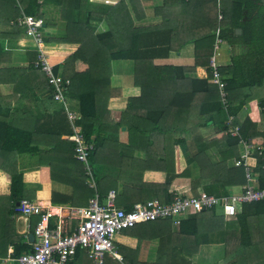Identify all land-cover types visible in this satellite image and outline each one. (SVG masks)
Here are the masks:
<instances>
[{"label":"trees","instance_id":"obj_1","mask_svg":"<svg viewBox=\"0 0 264 264\" xmlns=\"http://www.w3.org/2000/svg\"><path fill=\"white\" fill-rule=\"evenodd\" d=\"M205 1L197 0L198 7L203 5ZM44 2L47 4L55 2L60 4L62 20L68 25V33L64 40L80 44L78 51L66 61V64L69 65L71 62H75L76 57V61L81 60L82 64L91 70V72H86L80 77L78 75L81 73H75L70 76L74 84L79 80L80 85L76 83L77 86H75L71 83L75 88L73 86L69 87L68 98H70L71 102L76 100L79 104V112L82 118L78 121V125L82 127L87 142L95 145V151L90 155L89 159L94 170L95 153L103 145V141L108 138V135H105L106 130L104 127L109 128L115 125L107 124L104 121V116L99 112L104 96L108 93L107 89L110 88V75L106 69L110 68L113 60L132 59L137 65L135 75L141 88V96L149 100V102H146L147 113L139 116L142 125L138 124V126L145 127L150 124L149 126L152 127V130H164L163 133H166V145L162 151L164 155L160 158L158 164L160 166L152 169L163 172L166 175V180L163 184L153 186L150 190L152 194L150 200L159 199L163 203L171 202L176 194H180H174L171 191L172 184L177 178L189 176L192 164L194 166L197 165L196 167L199 171L198 178L192 182L194 194H197L202 181L206 179L210 180L206 192L216 196H220L228 188L246 185L245 168L236 166L233 162L234 159H239L241 155L238 151L240 138L232 137L228 133L230 115L235 117L232 125L239 127L240 137L255 147L250 164L253 173L258 177L259 188L264 189V4L262 0H232L229 3L225 0H208L209 5H212L210 12L213 17L212 21L209 20V26L212 29L208 33L204 31L194 41L196 47L195 64L193 66V70L197 66L206 69L208 73L206 79L190 77V72L193 71L184 67L154 63L155 60L168 58L170 53L174 51L173 47L178 42V38H180L179 27L176 30L173 27L171 29L156 27L153 31L132 28L130 38L133 40L130 46L125 49L114 50L109 44L111 29L109 28L106 32L96 34V26L91 24L98 16V12H95L97 8L90 0H44ZM120 2L125 7L120 5L118 8H104L105 12L100 18H106L105 21L108 22L112 11L117 13L114 10L116 9L119 15H123V27L126 28V18L130 19V12L126 9V0H120ZM206 6L207 2L202 9H205ZM132 8H135L134 5H132ZM41 9L42 3L40 0H0V26L2 33L4 35L9 33L8 37L12 38L22 34L25 28L22 26L18 27L17 24L14 26L10 25V22L17 19L21 11L22 16L41 18ZM219 11L223 14L222 21H219L218 18ZM247 14L248 16H246ZM218 28L221 29L220 35L224 43L234 47L247 44L251 49L246 57L237 56L236 54L232 55L234 62L230 69L233 70L234 68L235 73L237 67H241V77L237 76L236 73L233 75L231 73L230 78L226 79L223 75L227 69L229 71L230 69L218 67L222 80L226 83L224 91L228 110L223 108L219 86L213 83V69L211 67V60L216 56L215 44ZM237 29L242 30L241 35L236 34ZM155 35L160 37L159 40L146 41L147 38ZM173 37H176V40ZM92 41L93 43H91ZM34 59L29 68H33L37 62V52ZM49 62L51 63V61ZM54 69L55 72H58V65L54 66ZM35 71H37V74L44 75L37 68ZM1 76L10 77V80H15L16 78L13 72H0ZM33 79L30 73L20 79L23 85V92L32 99L33 97L43 99L46 91L36 94L34 88L27 86L30 83L28 81ZM44 80L47 82L46 77ZM85 81H90L92 84L88 82L89 85H87ZM257 90L263 95H260L262 99L257 105L259 114L256 117L253 113L255 109H253L254 105L251 103V99L255 98L254 92H257ZM51 94L50 98L52 97ZM106 99L109 98L107 97ZM244 106H249L250 111L246 119L241 122L238 115ZM21 107L19 112V108L16 109V107L14 108L11 105L7 106V116H5L3 109H0V142L4 154L2 161L6 164V166L1 165L0 170L6 173L11 180L9 198L12 207L16 210L18 202L24 199L30 200L31 197V189L28 187L29 176L17 170L15 161L17 162L18 156L22 154H36L38 152L42 158L43 155H47L51 163L54 161L52 170L55 175H60L65 171L67 184L74 187V194L71 196V200L76 198L77 191L81 189V191H84L83 194L86 201L89 202L90 198H93L96 193L86 185L87 177L84 163L78 161L74 156V143L69 139L73 131L71 129L69 132H63L61 121H54V118H60L63 112L60 111L53 115L54 125H51L50 123H45L47 120L39 115L40 111L38 109L30 107L31 112L34 113L32 115L37 119V125L30 129V116L27 114L28 111L24 109V107L28 106L24 105ZM15 114L22 115V120L18 121V124L14 120ZM257 118L260 121H257ZM21 122L23 127L20 126ZM47 126L52 132L49 135V140H53L50 142L52 147L49 150H41V146L33 144V138L39 135H47L46 133L49 131L41 132ZM259 126L263 129L261 132L258 130ZM115 127L120 128L121 126L117 124ZM176 130L194 133L190 136L199 145L194 154H192L193 151L184 153L194 156L190 157L188 163L186 162L187 165L182 172L178 171L180 167L177 160V145L180 144V140H175L172 145L169 141V133ZM203 130H210L212 134L201 135ZM20 140L24 141V143H21ZM223 142L227 143L228 149L222 152L218 151L219 157L215 162L209 150L215 149ZM258 147L260 150L256 149ZM213 152L215 153V151ZM252 161H255L256 165ZM63 179L60 178L59 182H64L65 178ZM98 186L97 183V192ZM52 202L55 203V200L52 199ZM241 207V213L235 217L227 218L229 219L227 223L224 222V217L219 214L218 209L189 214L181 221V231H184V235L192 238L193 241L195 237L201 242L200 244L206 243L212 237L223 236L230 264H264V201L243 204ZM173 221L172 219H167L143 224L153 226L155 223L163 222L170 228ZM207 223L211 228L205 227ZM143 224L125 230L121 235L136 237L138 239L137 246H139L143 241V236L140 233ZM218 224H221V228H217V226L213 228L214 225ZM169 228H167V233L173 236ZM167 244L166 242V252L170 256H163L160 264H175L172 262L175 248L169 247ZM118 247L123 261L113 260L108 255L105 264H143L137 261V247V249H130L121 245H118ZM190 247L182 246L181 252L193 253L196 247L187 250ZM83 253L82 250H78L69 264H73L75 260L81 258ZM20 255V253L16 254V256Z\"/></svg>","mask_w":264,"mask_h":264},{"label":"crops","instance_id":"obj_2","mask_svg":"<svg viewBox=\"0 0 264 264\" xmlns=\"http://www.w3.org/2000/svg\"><path fill=\"white\" fill-rule=\"evenodd\" d=\"M225 1L229 3L232 0ZM40 2L42 3L41 19L44 20L43 33L45 38L44 44L41 46L42 52L45 53L44 56L47 58L48 62L51 61L54 66L58 65L59 70L55 72L54 66L49 62L53 66L55 75L67 78L66 80L70 81L69 87L73 85L77 86L76 83L80 85L79 80L74 84L70 76L75 73H81L78 75L80 77L86 72H91V70L85 67L81 60L76 61V57L75 62H71L69 65L66 64V61L78 51L80 44L64 40L68 33V25L62 20L60 4L56 2V4H47L44 0H40ZM90 2L97 8L95 12H98V16L91 24L96 26V34L106 32L109 28L111 29L109 44L112 49L119 50L130 46L133 40L130 38L132 28L153 31L156 27L170 29L173 27L175 30L179 27L180 38H178V42L173 47L174 51L170 53L168 58H162L163 60L158 61L155 60L154 63L159 65L180 66L192 70L193 72H190V77L192 78L206 79L208 77L206 69L202 67L197 66L193 70L196 47L194 41L201 36L204 31L208 33L212 29V27L209 26V20L212 21L213 17V14L211 16L210 12V7H212V5H209L208 0L199 7L197 0H126V9L130 12V19L126 18V28L123 27V15H119L116 9L114 10L117 13H113L112 11L108 22L105 21L106 18H100L105 12L104 8L120 7V5H122L120 0H90ZM206 2V8L202 9ZM132 5H134V9ZM121 7L125 6L122 5ZM246 16H248V14ZM21 19L22 11L17 19L10 22V25L14 26L17 24L19 27V21ZM237 30L236 34L241 35L242 31L241 33H237ZM2 34L0 26V72H13L16 78L15 80H10V77L7 76L0 77V109L2 108L5 116H7L8 112L6 107L9 105L14 108L16 107V109L19 108V112L20 108H22L21 106H28L24 107V109L28 111L27 114L30 116V129H33L34 125H37V119L32 115L34 113L31 112L30 107L38 109L40 111L39 115L47 120L45 123L47 122L54 125L53 122L55 120L61 121L63 132H69L72 127L68 116L61 106L53 100V94H51L53 89L50 87L49 79L43 68L41 66L29 68V65L35 60L34 57L36 52L37 62H39L41 52L37 50L38 45L26 37L25 31L13 38L8 37L9 33L7 35ZM159 38V36L155 35L154 37L147 38L146 41L152 42L159 40ZM173 39L176 40V37H173ZM91 43H93V41ZM225 45L228 50L223 51L224 55H219L221 62H219L218 59L217 61L222 68L224 67L226 69H230L233 65L234 59L232 55L236 54L237 56L246 57L251 51L247 44H242L239 47H234L228 43H225ZM93 46L96 47L94 44ZM36 68L44 75L37 74V71H35ZM136 69L137 65L132 59L113 60L111 61L110 68L106 69L110 75V88L107 89L106 87L108 90L106 94L109 95L104 96L102 106L100 104L101 109L99 112L104 116V121L107 122V124L115 125L109 128L104 127L106 130L105 135H108V138L103 141V145L97 150L94 157L95 177L99 185L97 193L100 201L103 204L109 193L114 192L117 207L126 211L132 210L137 204H145V202L150 201L152 195L150 190L153 186L163 184L166 180V175L163 172L152 170L160 166L158 164L160 158L164 155L162 151L166 145V133H163L164 130H152V127L149 126L150 124L145 127L138 126V124L142 125L139 116H143L147 113L146 108L148 107L146 102H149V100L141 96V88L138 85V80H136L135 75ZM234 71V68L233 70L230 69V71L227 69L223 75L224 78H230L231 73L232 75L236 73L237 76L239 75L241 77V67H237L235 73ZM29 73L34 79L28 81L30 83L27 86L34 88L36 94L41 91H46L43 99L36 97L32 99L23 92V85L20 79L26 77ZM44 76L47 82H45ZM88 82L90 81H85L87 85H89ZM71 83L73 85H71ZM90 84H92V82H90ZM81 85H83V83H81ZM73 88L75 87L73 86ZM50 94L52 96L51 98ZM254 94L256 96L251 99V103L254 105L253 109H255L253 113L257 117L259 114L257 105L262 99L260 95L263 94L256 92H254ZM107 97L109 99H106ZM68 99L74 111L79 112V104L76 100L71 102L70 98ZM60 111L64 114L61 113V117L54 118L53 121V115ZM249 111V106H244L238 115L241 122L246 119ZM21 117L22 115L20 114L14 115V120L17 124L18 121L22 120ZM257 121H260V119L257 118ZM117 124L121 127H115ZM20 126L23 127L22 122ZM51 128L53 129L52 126ZM258 130L261 132L263 129L259 126ZM41 132H47V135L35 136L33 138V144L41 146V150H49L52 147L50 142L53 140H49V135L52 132L49 130L48 126ZM202 132L201 135L204 136L212 134L210 130H203ZM193 134L192 132L188 133V131L183 130L171 131L169 133L171 145L175 140H180V144L177 145V160L180 167L178 171L180 172L183 171V168H185L190 161V157L194 156L192 154L198 149L199 145L191 138ZM21 143H24V141H21ZM215 149H210L209 153L216 162L219 157L218 151H226L228 145L226 142H223ZM192 151V154H184L185 152L190 153ZM213 151H215V153ZM238 151L240 154L242 153V148L240 146ZM3 157L4 154L0 142V166H6L4 161H2ZM235 160L236 159H234L233 162ZM252 162L256 165L255 161ZM16 164L19 172H23L29 176L28 187L31 189L30 200L40 203L44 206L45 210L51 213L52 227H55L62 219L66 221L69 231L75 230L79 221L71 216V210L87 207L92 198H90L89 202L86 201L83 194L84 191H81L79 187L80 191H77L76 198H72L71 200L70 198L74 194V187L67 184L64 174L65 171L60 175H55L53 173L52 164L54 165V161L51 163L47 155H43L42 158L39 152L36 154H22L18 156L17 162L15 161V165ZM191 166L192 170L189 176L177 178L172 184L171 191L174 194H187L184 192L194 194L192 191V182L198 178L199 171L196 167L197 165L194 166L192 164ZM60 178H65V181L59 182ZM10 184V177L0 170V197L6 198L5 201H0V258L7 257L9 253H13L14 256H16L17 253L21 255L29 253L33 243L31 235L34 236L35 227L40 220L39 215L27 218L16 212L9 198ZM209 184V179L203 180L197 194L200 191L206 192ZM244 186L245 185L242 187L228 188L226 191L224 190L219 197L231 193H240ZM52 199L55 200V203L52 202ZM241 208L238 214L241 213ZM218 212L221 216L223 215L221 209H218ZM228 221L229 219L224 217V222L227 223ZM180 225L181 223L177 224L174 221L170 228L163 222L155 223L153 226L143 224L140 229L143 241L139 246H137L138 239L136 237L123 236L121 235L122 233L115 238L114 243L119 255L121 254L118 250V245L130 249L138 248L137 261L143 264H160L163 256L169 257L170 254L166 252V242L169 247L175 248V252L172 256V262L175 264H230L223 236L212 237L211 240H207L206 243L200 244L201 242L195 237L193 241L192 238L184 235L185 232L181 231ZM216 226L217 228H221V224L214 225L213 228ZM205 227L211 228L208 223ZM167 228L170 229L173 236L168 235ZM202 228L204 229V227ZM184 245L191 246L187 250L193 247H196V249L191 254L182 253L181 247ZM113 260L120 261L115 258H113ZM73 264H92V262L88 255L83 253L81 258L75 260Z\"/></svg>","mask_w":264,"mask_h":264},{"label":"built area","instance_id":"obj_3","mask_svg":"<svg viewBox=\"0 0 264 264\" xmlns=\"http://www.w3.org/2000/svg\"><path fill=\"white\" fill-rule=\"evenodd\" d=\"M219 21L223 20V14L219 11ZM19 25L25 28L28 39L38 45L41 52L39 62L34 66L42 67L50 87L53 89V100L65 111L70 121L73 134L70 141L74 143L75 158L84 163L86 170V183L96 195L90 200L89 205L83 208L71 210V216L79 221L77 228L69 231L66 221H61L52 227L51 213L44 209L40 203L24 199L16 206V212L31 218L40 216L34 230V241L29 253L14 256L13 253L5 258H0V264H68L77 254L78 250L86 253L92 264H105L106 257L111 255L122 261L115 246V237L125 230L132 229L137 225L159 220L172 219L180 224L184 217L192 213H200L209 209H221L226 218L235 217L243 204L264 201V189H260L258 177L253 173L250 160L255 147L248 144L240 137L239 127L232 123L235 117L229 116L228 133L232 137L240 138L242 153L239 159L234 161L236 166L245 168L246 185L240 193H231L225 196H215L205 191L198 194H176L169 203H163L158 199L150 200L145 204H137L126 211L117 207L115 193H109L106 201L102 204L97 193L95 170L90 164V155L95 151V145L87 142L82 127L78 121L82 118L79 112L74 111L68 99V88L70 81L55 75L53 66L48 62L42 52L44 44V20L35 16H22ZM216 44L214 56L211 60L213 69V83L219 86L223 108L228 110L226 83L218 71L220 66L217 61V52L220 45L224 43L221 37V29L216 32ZM43 54V55H42ZM260 150V148H256Z\"/></svg>","mask_w":264,"mask_h":264},{"label":"rangeland","instance_id":"obj_4","mask_svg":"<svg viewBox=\"0 0 264 264\" xmlns=\"http://www.w3.org/2000/svg\"><path fill=\"white\" fill-rule=\"evenodd\" d=\"M224 50H225V51L228 50V48H227V46L225 45V43H223V44L220 45V49H219V51H218L217 59H218L219 62H221V58H220V56H221V55H224V52H223ZM219 55H220V56H219ZM256 93H260V91L257 90ZM184 193L190 194V193H188V192H184ZM187 194H186V195H187ZM195 195H196V194H195ZM215 196H216V195H215ZM0 198H1V202H3V201L6 200V198H3L2 196H1Z\"/></svg>","mask_w":264,"mask_h":264},{"label":"water","instance_id":"obj_5","mask_svg":"<svg viewBox=\"0 0 264 264\" xmlns=\"http://www.w3.org/2000/svg\"><path fill=\"white\" fill-rule=\"evenodd\" d=\"M262 2H263V4H264V0H262ZM241 31H242L241 29H238V30H237V33H241ZM18 204H19V202L17 203V205H18ZM31 237L33 238V241H34V236L31 235Z\"/></svg>","mask_w":264,"mask_h":264}]
</instances>
